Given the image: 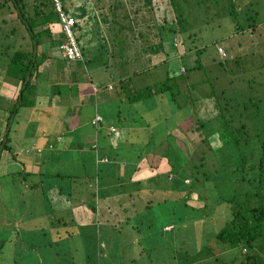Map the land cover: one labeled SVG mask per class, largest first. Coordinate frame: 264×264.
Returning <instances> with one entry per match:
<instances>
[{
    "label": "rangeland",
    "instance_id": "1",
    "mask_svg": "<svg viewBox=\"0 0 264 264\" xmlns=\"http://www.w3.org/2000/svg\"><path fill=\"white\" fill-rule=\"evenodd\" d=\"M26 1L27 8H29L33 0ZM64 3L71 9L74 15H77L79 11H81L79 8L82 9V5L85 7V10L88 11L87 19L90 18V21L83 18L79 22L82 27L76 30V33L83 36H80V41H83L82 43L85 47L82 59L87 58L88 54H90V60L86 69H82L86 76L91 75L96 78L100 77L103 78L105 82H109L110 79H112V73L110 71L113 70L117 72V74H122L123 76L125 75L124 72L127 71L131 73L135 69L137 71H143L140 77H135V85L141 77L146 78L148 83H152L151 75L157 72L159 75H155L163 78V68L165 65L163 63H158L155 67L153 64L157 59V57L151 53L152 46L149 43L151 40L150 38H152L153 28L145 27V29H142L141 31H143V34L141 37L139 36V30L136 28L120 31L115 43L116 45L119 44L120 40L123 42L124 50L123 54H121L123 57L117 54V64L112 69L108 67V72L103 67L102 62H100L103 61V58H106V56L104 57V47L102 49L101 46L104 44L102 40L104 37L103 35H108L109 33L108 27H110L111 32H114L113 30L116 31L120 23L133 25L134 22L140 21L139 12L135 14L134 9L141 5V0H131V2H129V0H64ZM112 3L118 4V7H113V9L116 10L115 23L110 20L112 16L109 7ZM177 3L180 10L179 12L182 11L184 13L183 18H186L184 23L187 24L186 26H188L189 29L184 34V39H182V41L184 40L182 43L185 48L183 50L184 52L182 51L176 54L174 52L175 44L172 46L173 49L169 48V50H172V53L167 57L168 69L170 71L176 69L175 72L180 74L179 69L182 72L185 66L196 65L200 62L199 68L189 70L187 74H184L187 76V78L183 79L185 81L186 97L185 99L184 96L182 98L179 97L183 101V106H193L191 100L195 102V99L201 96L200 93L205 94L203 90L207 91L210 88L216 91L221 104L225 103V101L227 102L225 98L230 96L236 95L242 99L243 93L245 95L250 93L260 96L263 88L261 82L264 80V67L260 65L261 61L264 60V22L262 23V21H264V0H177ZM159 5L161 7L158 8L160 9L158 14L162 15L164 14L162 10H164L167 3L160 2ZM2 10L5 11L4 9ZM147 10L148 7L145 5L143 12L145 13ZM104 14L108 17V23L100 21ZM151 14L149 12L146 14V20L152 16ZM15 16L14 11H12V14L0 12V27L2 28L0 30V35L6 30H9L12 25H19ZM2 17H6L9 21L7 23L1 22ZM78 18V16L75 17V19ZM252 20L258 23L255 31L245 29L243 31L233 32L237 21L241 22L242 26L246 28L248 22ZM222 37L225 38L222 39ZM10 38L12 43H15V41L18 43L19 41L17 35H11ZM144 38L146 41H144ZM217 39L221 40L216 42ZM11 40H9V37H6L5 40H0L2 43L0 47V61L2 63L0 65V85L2 80L5 81V84H14L15 82V80H12L13 77L11 74L15 73L16 70L7 68L13 49L5 48L7 42ZM20 42H22V40H20ZM44 42L45 41L41 43V50L46 52L50 51L51 48L48 46V43ZM217 44L219 46H216ZM221 48L225 51V56L229 54V60L226 62H222L217 55V52H220L222 57H225L223 56L224 54ZM7 50L8 54L5 53ZM199 50L202 51L198 52ZM60 55L63 57L61 51ZM183 55L184 58L182 59L183 61H181ZM196 57L199 58L198 62L195 61ZM234 57H239V59L236 58L235 60ZM178 58H180L179 62L177 61ZM149 59L151 62H149ZM113 63L114 62L111 60L108 64L110 65ZM43 64L41 68L45 69V72L41 73L39 75L40 77L47 74L46 69L50 66V60L46 59ZM252 66L255 67L252 68ZM68 72L69 70L67 68L65 73L66 77L68 75L70 76ZM105 72H107V75H105ZM56 79L63 82L61 76H56ZM192 82H200L197 83L198 85H196L195 90L191 89L190 83ZM249 82L252 85L248 87ZM16 84L19 83L16 82ZM82 84H84V82H82ZM110 84L113 85L112 82H110ZM129 85L131 86V84ZM5 86L6 85H4V88L0 89V123L2 121L4 122L8 117L9 112L5 107H11L13 102L3 101L5 100L7 90ZM114 86L115 89H110L109 93L106 94L109 97L106 108L113 111L115 117H110L108 115L109 113H106L110 119L107 121V117H105L104 128L107 129V127H109L110 121L122 127L123 122H125L123 118H126V122L130 124V128L133 129L134 136H138L143 142H135L136 145H132L130 141L124 138L128 135L129 140L132 142L137 141L134 136L131 137L129 129L128 131L126 130L127 134L125 133L126 135L122 137L120 135L122 131L119 132V129L116 128L117 125H115V127L113 125L111 127L117 131L114 130L112 135H109L111 140H109L108 137L103 138V140H108L107 145L111 144L109 147L110 150L108 149L107 153L104 152L106 157L100 158L101 156L99 157L98 153L99 149L96 150L93 146L95 143L97 145H100V143L97 139H95V142H92L94 129L93 125H90V120L94 117V110H97V108L94 107V109L89 103L84 105V107L82 106L80 110L74 112L76 115L80 116L74 119L72 124L76 125V129H74L75 132H73V130L72 132L68 131L63 137L65 140L66 136L69 135L67 139L70 143L73 142L76 136L77 138L80 136L81 141H90V143H87L88 146H84L86 150H84V154L89 155L87 149L91 147L92 151L90 150V152L93 156L92 158H94L92 161L102 159V162L108 163L110 161L111 165H117L118 162L114 160L113 157L116 156L117 150L118 152L122 151L120 157H122L123 160H127V162H124L122 165L123 172L121 171L120 173L119 166H116L118 170L115 167L108 172L109 177L113 178L108 179V181L104 178L103 182L109 183L113 181L115 184L116 178L121 177L118 179V186L121 181H123V183H130L131 185L134 178L132 171L129 173V169H134L133 167L137 164L136 157H138V155H140V159L145 155L144 151H150V148H144L147 146L146 136L149 132L148 123L157 120L160 116L159 111L163 113L162 109H169L173 102L171 103V99L167 98V96H169L168 93H163L161 95L154 94L151 97H145L143 100L131 104L127 98L121 102L120 97H125L124 92L120 91L117 84ZM137 89L141 91L143 87H136V89L132 88L129 91L134 92ZM221 90H225L224 97ZM104 91L105 89L103 88L100 90V93ZM244 91H246V93ZM102 96L105 97V94L99 95L98 99L101 100ZM115 98L116 101L114 100ZM202 101L203 104L200 107L199 105L196 106L199 118H212L216 112L213 107L212 98H203ZM232 103H234L233 100L229 102V104ZM75 104H78L77 99H75L74 105ZM30 107L31 106H21L17 113L11 116V127L7 126L10 130L9 145L11 146V150L10 152L6 150L0 151V264H72L70 263L71 259L75 260L73 264H241L245 259L246 254L243 253V247L241 245L230 246L227 243L217 240L215 237L216 232H218L231 217V205L223 199L227 197V194L231 196L237 191V183L233 181L234 178H232V180L231 177H227H229L231 172L235 173L233 174L234 176L239 174V168H236V164L228 165V163L220 162V159L224 158L222 152L218 151L222 144L220 141H217V136L215 135H212L210 139L212 140L210 141V145L215 151H213V149L210 150V147L207 146L206 143L203 144L204 157H207V163H204V166H200L201 161L198 160L200 149L195 158L190 155L191 160H189L188 166L185 167L183 166L184 164L181 166L177 164L173 171V173H176L178 170H182V173L175 175V180L187 177L188 179L186 182H192L191 186H187L180 181V190L186 191L191 189L189 195L173 192L179 189V187L177 184H170V174L160 172L157 176H152L154 179L148 181L150 190H148L149 188L147 189V182L144 184L145 187L140 189L142 194L139 192L140 198L138 201H143V205L140 204L137 208L141 210V212L137 216H132L128 220H125L121 224L123 227L118 231L110 230L108 226L105 225L106 221H98V216H96V214L90 221H85L83 219V225H86L87 228L85 229L86 236L83 235L84 240L76 235L70 238L58 236L59 231H63L64 227L62 224L58 223L57 220L51 223V227L48 225V229L51 228L52 230L48 231L47 229H42L46 228L47 224H49L47 220L48 216L53 213V215L57 217L56 210L58 209H56L54 204L59 201L57 198L58 194L53 192L52 188L49 190L44 186L46 183L58 185L62 183L63 178L60 176L54 177L52 174H55L57 171L65 175L75 174L77 172L81 173L84 171V167L77 161H73L74 163L70 164L66 162L58 164L48 162L45 168L42 166L41 170L43 171L39 172L38 167L28 168L23 165L26 159L25 155L29 153L20 151V148L25 150V146H29L26 143H32L31 138L21 142L23 138L29 136L26 131L30 128L28 122L33 120L36 123L37 120L42 119V123L46 122L45 124H48L53 120L51 118L54 117L52 113L46 116L43 111L42 115L39 116L35 111L33 112ZM119 108L120 113H115ZM193 108L195 109V107ZM100 111L102 112L103 110L100 109ZM113 112L110 113L112 114ZM232 112L237 114L235 109ZM247 112L251 118L252 110H248ZM166 114L168 113L166 112ZM181 119L182 117L180 114L172 113L173 122H178ZM253 121L255 120L251 118L250 124ZM160 123L162 124L161 121ZM71 127L75 128L74 126ZM158 127L162 126L159 125ZM196 127H198V123L194 121L192 129L195 130ZM3 128L5 129V127L0 128V136L3 132ZM38 128L39 127L36 128L34 135L37 133ZM42 128L47 130L48 127L46 125H40V130H43ZM58 129L65 131L66 125L59 121L57 125L53 124L51 130H55L53 134H57L56 138L59 136ZM253 131L255 130H251V132ZM123 132H125V130H123ZM38 134L43 138V135L40 134L39 131ZM160 134L161 131H158L156 136ZM39 135H35V145L42 141ZM14 137L16 138L13 140ZM18 137L22 139L19 140ZM101 137L102 134L98 139L100 140ZM190 137L197 145L202 135L200 136L197 133L190 135ZM56 138L50 135L49 140L54 139L55 141ZM43 140L46 141V144L48 143L46 137H44ZM61 142L62 136H60V140H56V146L61 145ZM90 144H92V146ZM40 145H43V143ZM62 145H65V143L63 142ZM101 146H103V143ZM199 146L201 147L200 144ZM162 147L163 151L159 153L161 155L164 154L167 160L175 162L179 154L176 151L173 152L172 149H168L166 145ZM120 148H122V150H119ZM23 152L25 154L24 157L22 154ZM31 152V154H34L35 150H31ZM150 153L155 154V152L152 151H150ZM183 153L188 156L186 151H183ZM118 157L119 154L117 153L116 158ZM165 163H167V161L160 159L158 166H163ZM85 165L87 174L90 163L87 162ZM207 166L213 169L208 182H197L194 177L198 175L203 176L201 173L204 171L206 172ZM146 169H148L149 174L152 172L148 165L142 167V170ZM28 171L31 172L27 173ZM47 174L49 176H47ZM66 181H69V184H78L80 180L76 178L70 180L68 178ZM99 181H101V179H99ZM79 185L84 186L82 180ZM136 185L137 184L134 185V188ZM94 186L95 189L91 187L89 190L92 192L96 191V181H94ZM134 188L132 187V191ZM261 191L264 196V185ZM68 194V190H62L60 196L64 199ZM186 195H188L187 198H184ZM164 197L167 200L163 201ZM149 199H151L152 204L150 207L145 206ZM106 200L109 201L115 209L118 207L117 203L119 200L113 193H110V197ZM92 201H94V198ZM51 209L52 212H50ZM45 212H50V215L44 214ZM88 214L87 212L86 215ZM75 215L77 216L78 214ZM11 223L20 228L18 236L21 235V240H18L17 236H12L15 227H13ZM96 224H98V226ZM164 226H167V228H164ZM54 229H57V232H55ZM106 240H110L107 246H105ZM85 250L88 252L85 253ZM107 250H111L109 256L106 255L105 251ZM115 252L116 255L114 254ZM250 252L251 250L248 251V253ZM72 256L73 258H71ZM132 258H136V261H131ZM118 261H120V263Z\"/></svg>",
    "mask_w": 264,
    "mask_h": 264
},
{
    "label": "trees",
    "instance_id": "2",
    "mask_svg": "<svg viewBox=\"0 0 264 264\" xmlns=\"http://www.w3.org/2000/svg\"><path fill=\"white\" fill-rule=\"evenodd\" d=\"M64 0H62L63 2ZM69 1V0H68ZM131 2V0H129ZM159 2V3H158ZM160 2L167 3L164 10V14H158V11L161 6L159 5ZM177 0H141V5L139 7H135L134 13L136 14L139 12V18L140 21L134 22L133 25H127L126 23H120L118 26L119 28L113 30L114 32H111L110 27L108 35H103L104 37L102 40L104 41V44H102L101 48L104 47V57L102 62L104 68L110 67L111 69L114 68L117 64V54H123V42H119V44L116 45L115 40H117V35L120 31L124 29H130L136 28L139 30V36L141 37L143 34L142 29H145V27L153 28L152 38H150V44L152 46L151 53L154 54L157 59L156 62L153 64L155 67L159 63H163L165 66L163 68V78L158 77V72L151 75L152 83H148L146 81V78H142L138 81V83L135 85V77L141 76L143 74V71H137L133 70L131 73L124 72L125 75L122 76V74H117V72H114L113 70L110 71L112 80L115 81V84L118 85L120 88V91L124 92L125 97H120L121 102L125 100V98L128 99V101L131 103H135L136 101H141L145 97H151L154 94H163L168 93L169 96H167L168 99H171V106L169 109L163 108L161 113L159 111V118L152 123L149 124V132L146 136V143L147 146L144 147L145 149L150 148L149 150L152 152H155V154L150 153V151H144L145 155L143 157H140L138 155L137 158V164L134 169H129V173L134 170H141L144 166H149L152 172L150 173V179H147L146 181H143L141 179H138L136 181V187L133 191L126 194L116 195L119 202L117 204L120 205V214L122 215V220H120V223L122 224L125 220H128L132 216H137L141 210L137 208L138 205L142 204L143 201L139 202V192H141L140 189H142L144 184L146 183L147 189L148 181L154 179L152 176H157L158 174L165 173L170 174V184H177L179 189L174 190L173 192H177L180 194H188L191 189H188L186 191L180 190L181 182L185 185H192V182L187 183L186 180L187 177H184L183 179L179 178L175 180V175L178 173H182V170H178L176 173H173L175 170L176 165H183L188 166L189 160H191L190 155L195 158V156L198 154V151H200L199 159L201 161L200 166H204V163H207V157H204V148L203 144L206 143L207 146L210 147V150L213 149L210 145V140L212 135L217 136V141L221 142V147H219L218 151L222 152L224 158L220 159V162H225L230 164H236L239 168V174L234 176L232 173L227 178H234V182L237 183V191L230 195H226L223 200H226L230 203L231 207V217L228 219L225 224L220 228L218 232H216L215 237L217 240L227 243L230 246H237L241 245L243 247V253L246 254L245 259L241 262V264H264V196L262 195L263 192L262 187L264 185V80L261 82L263 88L262 93L260 96L252 95L250 93L242 95V99L235 96H230L227 99V102L221 104L220 98L217 95L216 91L212 88H210L207 91H204V93H200V97L195 99V102L191 100L192 105L191 107H184L183 101L179 97H183L184 99L186 97V91H185V81L183 79L187 78L184 74H187L189 70H194L196 68L200 67L199 58L196 57L195 61L198 62L196 65H189L185 66L184 70L181 72L179 69L180 74H177L174 70L168 69V55L172 53V50H169V48H172L175 44V53L179 54V52H182L185 48L183 47L182 39H184V34L189 29L187 24L184 23L186 21V18H183V12H179V7L177 5ZM145 5L148 7L147 12H143ZM64 11L75 17H79L78 19H75L74 23V35L75 39L80 46V49L82 51V54L84 53V44L83 41H80V36L83 37L81 34L76 33L77 29H80L82 26H80L79 22L83 18L87 19V13L88 11L85 10V7L82 5V9L80 8V12L77 15H74V13L67 7V5L64 3L63 5ZM118 7V4L112 3L109 7V10L111 12L112 20L114 23L116 22V10L113 9V7ZM4 9L5 11H3ZM0 12L7 14H12V11L15 13V17L17 18L19 25H12L9 30H6L3 34L0 35V40H5V38L9 37V40H11V35H17L18 43L11 41H8L5 45L6 49L12 48V55L9 58L7 68L12 70L15 69V73L11 74L12 79L15 80L17 83H19V89L17 90L16 96L13 99L12 106L11 107H5V109L8 110V117L5 121V129L1 133L0 136V147L3 144V137L5 136V130L6 127H11V116L17 113L18 109L21 106H31L33 107L35 105V96H34V88H35V82L36 78L38 77V74L44 73L43 69L41 68L44 64L43 62L48 59L50 60V66L47 69V74L50 70L52 71V76L63 74L65 73L67 68L69 70V78L71 81L68 82L69 86H66L68 91L74 95H78L80 92V86L78 85L79 82H82L85 80L86 83L92 84V82H95L94 78L91 75L86 76V74L83 73L82 69H86V66L88 65V62L90 60V54H88V57L85 59H75V60H67L64 57H61L60 55V45L64 43L67 39L64 35V32L61 28V22L59 19V15L56 12L54 8V4L52 0H33L29 8H27V1L26 0H0ZM148 12L152 15L149 19L146 20V14ZM257 14V13H255ZM127 16V14H126ZM107 16L104 14L102 19L100 21L106 22ZM90 21V18L87 19ZM86 20V21H87ZM123 20V18H122ZM9 20L6 17L1 18V22L7 23ZM87 21V22H88ZM96 21V20H95ZM120 21V20H119ZM264 21H262L263 23ZM131 23V21H130ZM97 24V23H96ZM106 25V24H105ZM146 25V26H144ZM258 23L255 22V20L249 21L247 24V27L244 28L242 26V23L237 21L235 25V29L233 32H239L240 30L245 29H251V31L256 30V26ZM22 26V27H21ZM59 26V27H58ZM2 28L0 27V30ZM225 37H222V39ZM22 40V42H20ZM148 40V37H147ZM221 39H217V41H220ZM45 41V43H48V46L51 48L50 51L46 52L44 50H41L40 46L41 43ZM144 41L145 38H144ZM36 43V45L34 44ZM142 43V42H141ZM144 44V43H142ZM2 43L0 42V47ZM22 45V46H21ZM119 45V46H118ZM216 46H219L218 44ZM17 47V48H15ZM223 48V47H222ZM221 48V49H222ZM36 49V55L34 57V51ZM40 50V51H39ZM202 50H199L198 52H201ZM225 56V51L222 49ZM159 52V53H157ZM184 52V51H183ZM197 52V53H198ZM8 54V50L5 52ZM196 53V54H197ZM217 55L220 57V60L222 62H226L229 60V54L225 57H222L221 53L217 52ZM121 57H123L121 55ZM222 57V58H221ZM184 58V55L181 58ZM239 59V57H234ZM106 59V60H105ZM152 59V58H151ZM233 59V58H232ZM1 60V59H0ZM105 60V61H104ZM113 61V64H108L110 61ZM180 58L177 59L179 62ZM149 62L151 60L149 59ZM0 61V65H1ZM181 65V62H180ZM264 67V60L261 61V64ZM255 66H252L254 68ZM4 68V67H2ZM7 69V70H8ZM231 70V69H230ZM6 71V70H5ZM247 71V70H245ZM28 72L30 73L29 79L26 82V77ZM46 74V76H47ZM110 74V73H109ZM63 76V75H62ZM91 76V77H90ZM110 76V75H109ZM251 82V81H250ZM248 83V87L251 86V83ZM96 83V82H95ZM197 83L200 82H192L190 83L191 89L196 88ZM97 85L100 84L99 82L96 83ZM131 84V86L129 85ZM90 86V85H89ZM88 86V87H89ZM136 87H143V89L135 90L134 92H131L132 88ZM52 94H61V88L60 83H55L51 85ZM188 91V89H187ZM235 92V91H233ZM246 93V91H244ZM249 92V90H248ZM221 93L224 97L225 90H221ZM204 96V97H202ZM189 98V97H188ZM203 98H212L213 107L216 110L213 117H205L199 118L197 114L196 106L199 105V107L203 104ZM246 98V99H245ZM210 100V99H209ZM229 100V101H228ZM234 101V103L229 104V102ZM127 101V100H126ZM39 103V102H38ZM194 103V104H193ZM229 104V105H228ZM38 106H41L38 104ZM195 107V109L193 108ZM233 107V108H231ZM2 109V108H1ZM235 109L237 114L233 113L232 111ZM191 110V111H190ZM252 110L251 112V118H253L255 121L251 122L250 124V115L247 111ZM39 116L42 115V110L35 111ZM166 112L168 114H166ZM118 113H120V108L118 109ZM172 113H178L181 115L182 119L178 122L172 121ZM102 116V115H101ZM170 117V119H169ZM198 117V118H197ZM14 118V117H13ZM126 122V118H123ZM42 120V119H40ZM40 120H37L36 123L33 121V124L42 123ZM171 120V121H169ZM249 120V122H248ZM105 118L102 116V120L99 122L98 126H94V129H98V133L104 135H108L113 133V131H117L116 129L106 131L104 128L105 125ZM162 122V124L160 123ZM196 121L198 123V127H196L195 131L192 129V125ZM104 122V124H103ZM107 122V121H106ZM130 125V124H129ZM161 125L162 127H158ZM31 126V125H30ZM131 127V125H130ZM31 128V127H30ZM28 128V130L30 129ZM121 128V127H120ZM118 128L119 130H121ZM161 128V129H160ZM105 130V131H104ZM251 130H255L251 132ZM122 131V130H121ZM158 131H161V134L159 136H156ZM129 132L131 137L134 136V132L132 128H129ZM10 130H8V133L6 134V142L4 143L3 147L1 148V152L6 150H11V146L9 145L10 137H9ZM202 135V137L199 139V144H195V142L191 139L190 135L197 134ZM127 134V133H126ZM122 136V134L120 133ZM119 136V137H121ZM135 137V136H134ZM126 138L128 141L131 142L132 145H136L135 142L142 141L138 136L135 137L137 141H131L128 138V135H126ZM123 139V138H120ZM214 139V138H213ZM74 148H81L84 144L83 141L74 142ZM73 144H71L73 146ZM93 144V143H92ZM163 145H166L168 149H172V151H176L179 154V157L175 160V162H171L170 160H167L166 156L164 154H160L159 152L163 151ZM94 148L99 149V146L97 144L93 145ZM136 149V148H133ZM160 149V150H159ZM119 150H122L120 148ZM183 151H186L188 156H186ZM213 151H215L213 149ZM0 152V153H1ZM122 152V151H121ZM120 152V153H121ZM217 152V151H216ZM150 153V154H149ZM104 154V153H103ZM152 154V155H151ZM14 156V154H13ZM104 155H102L100 158H103ZM160 159H163L167 161L163 166H158ZM102 161V159H100ZM187 161V164H186ZM104 166L106 167V163L102 162ZM110 163V162H108ZM115 163V162H114ZM170 163V164H169ZM101 164V163H100ZM170 167H169V166ZM101 165H98V169L95 170V176L91 177L94 179L96 176H99L100 179L104 178H110L108 172L111 171L109 169H114L116 166H119L120 173L123 170L122 165L117 163V165H111L109 169H105L103 167L100 168ZM133 166V165H132ZM198 166V165H195ZM206 172L204 171L201 173L203 176H195L194 178L198 181H207L211 177V173L213 172V169L210 166H207ZM214 167V165H213ZM118 170V167H116ZM149 169V168H148ZM148 169L143 170L142 174H147ZM147 171V172H146ZM235 171V170H233ZM106 172V173H105ZM123 172V171H122ZM27 173H30L28 171ZM87 174L90 177V174L87 172ZM141 175V174H140ZM49 176V175H47ZM54 177L57 175L54 174ZM233 176V177H232ZM60 177L64 179H70L75 178V175L71 174H60ZM181 177V176H179ZM45 178V177H44ZM77 178V177H76ZM113 178V177H112ZM121 178V177H118ZM116 178V180L118 179ZM182 178V177H181ZM202 178V180H201ZM87 180H89L87 178ZM108 180V179H107ZM43 181V180H42ZM90 181V180H89ZM181 181V182H180ZM62 184V183H60ZM43 185V184H41ZM44 186V185H43ZM59 190V194L62 193V188ZM104 192H100V195H96V193H93V196L90 200V207L92 209H96V206L98 204V201L104 204V207H108L111 209L112 204L107 201L110 197L108 195L106 188ZM114 189V188H112ZM154 189V188H153ZM71 190V188H70ZM150 190V188L148 189ZM101 191V190H100ZM138 192V193H137ZM137 193V194H136ZM70 194V193H69ZM142 194V192H141ZM186 195L184 198H187ZM15 196V194H14ZM184 196V195H183ZM94 198V201H92ZM142 198V197H141ZM167 200L165 197L163 198V201ZM42 204V201H41ZM145 206H152L151 199L147 200ZM55 211V210H54ZM53 211V212H54ZM63 211V210H62ZM52 212V209L50 210ZM49 212V213H50ZM56 216L53 215V213L50 215L54 216L53 221L57 220L58 223L62 224L63 227H66V221L68 219L66 214L61 215V210H56ZM60 214H59V213ZM68 211H65L67 213ZM114 212V209H113ZM48 212L44 214H49ZM52 217H51V223ZM119 225V227L116 229L117 231L123 227L122 225ZM11 225L15 227L13 229L12 236H18V232H20V228L15 224ZM52 230V229H51ZM55 232H57V229H54ZM64 231H59L60 237H63ZM72 235L73 231L70 230L65 235ZM64 235V236H65ZM145 250V248H144ZM248 253V251H250ZM177 255V254H176ZM124 256V255H123ZM176 257V256H175ZM131 261H136V258H132Z\"/></svg>",
    "mask_w": 264,
    "mask_h": 264
},
{
    "label": "crops",
    "instance_id": "3",
    "mask_svg": "<svg viewBox=\"0 0 264 264\" xmlns=\"http://www.w3.org/2000/svg\"><path fill=\"white\" fill-rule=\"evenodd\" d=\"M63 4H64V1H63ZM79 10H80V8H79ZM47 69H46V72H47ZM105 70L108 72V69L105 68ZM43 71L45 72V69H43ZM107 72H105V75H107ZM65 73L63 72V74H62L63 76L61 74H59V75L54 74L52 76V71L50 72V70H49L47 76L43 75L40 77L39 76L40 73L38 74V77L36 78V82H35V88H34L35 105L33 107H30V109L33 112L37 111V110H42L46 116H48L52 113V116H54V117L51 118L53 120H51L48 124H45L46 122H44L42 124L38 123V125L37 124L34 125L32 120L29 121L28 126L31 128L29 130L28 129L26 130L27 133L29 134V136H26L23 139L18 137V139L19 140L22 139L21 142L23 140L28 139V138L32 139V143L31 142L26 143V141H25V143L29 145V146H25V148H26L25 150L23 148H20V151H26L27 153H29L27 155H25L24 152L22 153L23 157H24V155L26 157L25 160L21 158L22 160L25 161V162H23V165L25 167H28V168L38 167L39 172H42L43 171V170H41L42 166L45 168V165L48 164V162L57 163V164L66 162V163L70 164V163H74L73 161H77L79 164L83 165V167H84L83 172H81V173L77 172V173L71 174V175H75L77 177V178L75 177L77 180H80V181L82 180L84 186L79 185L80 181L78 182V184H76V183L75 184L74 183L69 184L70 182L66 181L67 179H65V180H62V184L50 185V184L46 183V185L44 187L46 189H49V190H51V188H52L53 192L58 194L57 198L59 201L56 202L54 204V206H56V209L61 210V212H62L61 215L62 214L67 215L66 219H68V220L66 221V227H64V230H65L64 235H65V233H67L70 230L73 231V234L70 236L66 234L65 237L70 238V237H73L76 235V236H79L80 238H82V240H84L83 235L86 236V232H85L86 230L85 229H87V228H86V225H83V223H84L83 219L85 221H88V220L90 221L93 217H95L94 215L96 214V216H98L97 220L98 221L102 220L103 222L106 221L105 225L108 226V228L110 230H116L119 227V225L121 224L120 220H122V215L120 214L121 212L119 211L120 210L119 204H117L118 207L116 209L114 208L113 205H112L111 209H109L108 207H104V204L98 201V204H97L95 210L90 207L89 201L91 200V198H92L91 196H93L94 192L90 191L89 188L92 187L95 189L94 181L97 182V188L95 191L96 195H100L99 194L100 192L101 193L104 192L105 189H103V188H106V190H107L106 193H108V195H110V193H113L114 195H121V194L130 193L132 191V187L134 188V185L136 184V181L138 179L146 181L147 179H149V177L151 175L149 173L142 174L143 170L142 171L141 170H138V171L134 170V171H132V175L134 178L133 183L130 185V183H123V181H121L119 186H118V183H119L118 179H120V178H118L115 181V184L113 183V181H110L109 183H104L103 179H101V181H99V179H100L99 176H96L94 179L91 178V177L95 176V170L98 169V167H97L98 165H101L100 168H102V170H103V167L105 169H109L110 163H106L105 164L106 167H105L104 164L102 163V161L99 159L96 161L95 160L92 161V159H94V158H92L93 156L90 152V150H91L90 146H89L90 149H87L89 155L84 154V150H85L84 146L85 147L88 146L87 143H90V141L84 142V140H83L84 144L86 143L85 145H83L81 148H74L73 143L81 141V137L79 136L77 138V136L75 135L76 138H74L73 142L70 143L67 139V137L69 135L66 136L65 140H64L63 136L68 131L72 132V130H73V132H75L74 129H76V125H72V124H73L74 119L79 118L80 116L76 115L74 112H76L77 110H80V108L82 106L84 107V105H86L87 103L91 104L93 106V108L94 107L97 108V110H94V115H95V113H98V114L100 113V115H102L104 118L107 117V121H108V119H110V118H108V115L110 117H115L114 112L110 111L106 108V105L109 102V97L106 94L109 93L110 89H112V90L115 89V86H114L115 81L110 79L109 82L108 81L105 82L103 78L93 77V78H95V80H94L95 82L97 81L100 83V85L99 84L97 85L96 84L97 82L96 83L92 82V84H88L84 80V81H82V82H84V84H82V82L78 83L80 86L79 94L72 96L70 91H68V89L66 88V86H69L68 82L71 80L69 78V75L67 77L65 76ZM56 76H61V80L63 82L58 81L56 79ZM110 82H112L113 85L110 84ZM55 83H60L61 94H52L51 85L55 84ZM85 84H86V86H85ZM4 85H6L5 87L7 90H6L5 100H3V101L4 102L13 101V99L15 98V95L17 93V90L19 89V84H16V81L14 82V84H5V81L2 80L1 85H0V89L4 88ZM103 88L105 89V91L100 93V90ZM104 94H105V97L102 96L101 100H99L98 96L104 95ZM75 99H77L78 104L74 105ZM114 100L116 101V98ZM71 102H72L73 106L71 105ZM38 104H40L41 106H38ZM100 109L103 111L101 112ZM71 110H73V111H71ZM110 112H113V113L111 114ZM106 113H109V114L106 115ZM115 113H118V109L116 110ZM93 118H91V120H90V125L92 124ZM5 121L6 120H4V122L2 121L0 123V128L5 127L4 126ZM40 121L43 122V120H40ZM58 121L62 122L64 125H66V130L63 131L61 129L60 130L58 129L59 130V136L56 138L57 134H53L55 130H51V128H53V124L57 125ZM40 125H46L48 127L47 130H45V128H42L43 130H40ZM113 125H114V127H115V125H117L116 126L117 129L120 128V126H118V124H114L113 122L110 121L109 127H107L106 131L109 130V128H111V126H113ZM71 126H74L75 128H72ZM37 127H39L38 131L40 134L43 135V138L46 137L48 139L47 144H46V141L43 140V138L38 134V131H37V133L35 135H39V138L42 139L41 143H43V145H40L41 143H38L37 145H35L34 132H35ZM129 128H130V125L127 122H123V125L120 128L122 130V132H121L122 137H124L126 135L125 133H127ZM93 129H94V127H93ZM3 130H4V128H3ZM121 130H118V131L120 132ZM123 130H125V132H123ZM93 132H94V136H93L92 142H95V139H97L98 142L100 143V145H98L99 146V151H98L99 157L102 155H104L103 157H106L104 152L107 153V150L109 149L111 144H108L109 145L108 146L107 145L108 140L107 141L103 140V138L108 137V139L111 140L110 136H108V135L103 136L102 135V137L99 140L98 138L100 137L101 134L98 133V129L97 130L94 129ZM15 135H16V132H15ZM50 135H53V138H56V140H60V136H62L61 145L56 146V140L54 141V139L49 140ZM109 135H112V134L110 133ZM15 138L16 137H14L13 140ZM77 139H78V141H77ZM63 142L65 143V145H62ZM102 143H103V146H101ZM71 144H73V146ZM90 145L92 146V144H90ZM33 149L35 150V153L31 154L32 153L31 150H33ZM117 153L119 154L118 158H116ZM121 154L122 153L118 152V150H117L116 154H115L116 156L113 158L119 164L123 165L124 162H127V160H123L122 157H120ZM87 162L90 163V167L87 171L90 174V177L88 174H86V165L85 164ZM117 162H115V163H117ZM137 166H138V163H137ZM55 174L57 176H60V174L64 175L62 172L60 173L58 171ZM52 175H54V174H52ZM42 178H44V177H42ZM87 178L90 181L87 180ZM106 179H112V178H106ZM70 180H72V178H70ZM42 182H45V181H42ZM115 186H117V187H115ZM57 187H59L60 189L62 188L63 191L68 190V192L70 194H68V196L63 199L62 196H60L59 190L57 189ZM113 187H114V189H112ZM70 188H71V190H70ZM113 209H114V212H113ZM65 211H68V212L65 213ZM87 212L89 213L88 215H86ZM75 214H78V215L76 216ZM48 215H50V214H48ZM51 217H52V221H53L54 216H51ZM51 217L48 216L47 220H48L49 224H47L46 228H42V229H47L48 231L51 230V228L48 229V225L51 227ZM96 225L98 226V224H96ZM164 228H167V226H164ZM165 230H167V229H165ZM20 237H21V235L17 236L18 240H21ZM105 242H106L105 246H107V245H109L110 240H106ZM84 252L86 253L88 251L85 250ZM105 252H106V255L109 256V254L111 253V250H107ZM114 254L116 255V252ZM86 255H88V254H86ZM71 258H73V256ZM74 262H75V260L71 259L70 263L73 264ZM118 262L120 263V261H118ZM116 263H117V261H116Z\"/></svg>",
    "mask_w": 264,
    "mask_h": 264
},
{
    "label": "built area",
    "instance_id": "4",
    "mask_svg": "<svg viewBox=\"0 0 264 264\" xmlns=\"http://www.w3.org/2000/svg\"><path fill=\"white\" fill-rule=\"evenodd\" d=\"M54 4V8L59 15V19L61 22V28L66 37V41L60 45L61 54L67 60H75L82 59V51L80 46L78 45L75 35H74V23L75 19L73 16L67 14L63 9L62 0H52ZM223 52V51H222ZM224 54V53H223ZM102 120V116L98 113H95L94 118L92 120V124L96 127L99 125V122ZM114 130V128H110Z\"/></svg>",
    "mask_w": 264,
    "mask_h": 264
},
{
    "label": "water",
    "instance_id": "5",
    "mask_svg": "<svg viewBox=\"0 0 264 264\" xmlns=\"http://www.w3.org/2000/svg\"><path fill=\"white\" fill-rule=\"evenodd\" d=\"M34 44L36 45V43H34ZM35 55H36V49H35V51H34V57H33V59L35 58ZM29 76H30V73L28 72L27 77H26V82L28 81ZM8 127H9V126H8ZM8 127H7L6 130H5V136L3 137V144H2L1 147H0V151H1V148L3 147L4 143L6 142V134L8 133V130H9Z\"/></svg>",
    "mask_w": 264,
    "mask_h": 264
}]
</instances>
